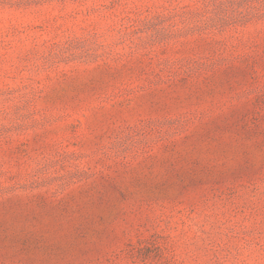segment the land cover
Returning a JSON list of instances; mask_svg holds the SVG:
<instances>
[{"label":"rangeland","instance_id":"374dc122","mask_svg":"<svg viewBox=\"0 0 264 264\" xmlns=\"http://www.w3.org/2000/svg\"><path fill=\"white\" fill-rule=\"evenodd\" d=\"M0 264H264V0H0Z\"/></svg>","mask_w":264,"mask_h":264}]
</instances>
